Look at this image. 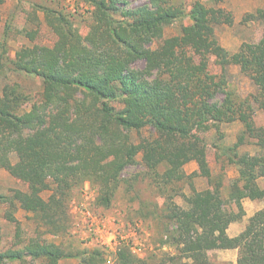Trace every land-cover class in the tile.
<instances>
[{"label":"trees","instance_id":"16d2710c","mask_svg":"<svg viewBox=\"0 0 264 264\" xmlns=\"http://www.w3.org/2000/svg\"><path fill=\"white\" fill-rule=\"evenodd\" d=\"M83 2L92 9L85 37L64 11L39 5L35 9L43 12L58 38L52 48L23 47L8 66L9 32L0 41V78L6 71L31 74L43 87L37 100L17 83L6 84L0 94V168L28 186L10 195L0 192L6 218L19 224L15 214L23 210L39 230L66 236L76 189L90 182L98 202L109 207L140 153L149 170L163 171L165 183L185 179L183 167L190 161L199 166L193 175L212 183L207 145L199 131L239 121L243 133L224 151L239 167L229 198H223L219 182L203 192L193 188L188 209L166 205L164 244L176 252L164 253L158 264H213L209 254L215 250H238V264H264V208L240 234H228L230 225L245 216L242 200L264 202L258 184L264 178V153L252 157L238 152L245 137L264 151V126L254 123L255 111L264 113V33L259 42L243 43L231 53L220 45L216 30L231 25L232 15L202 0H149L135 8L130 0ZM250 17L264 20V11ZM177 24L181 35L165 37V29ZM139 63L145 64L141 71L135 68ZM214 66L220 71L215 73ZM234 66L255 85V93L243 96L231 89L229 69ZM148 129L158 138L133 141L134 132ZM13 153L16 163L9 159ZM1 240L0 233V245ZM27 257L48 264L73 257L81 264L104 262L99 249L67 251L38 238L23 249L4 252L0 246V264ZM116 257L120 264L155 260L136 258L126 245Z\"/></svg>","mask_w":264,"mask_h":264},{"label":"rangeland","instance_id":"374dc122","mask_svg":"<svg viewBox=\"0 0 264 264\" xmlns=\"http://www.w3.org/2000/svg\"><path fill=\"white\" fill-rule=\"evenodd\" d=\"M208 7L224 9L232 15L233 23L223 24L216 30L217 38L222 47L231 53L239 50L243 43L259 42L264 33V20L259 17L252 19V14L264 11V0H202ZM149 0H130V6L135 8L147 4ZM53 8L64 11L72 20L82 36L89 32L91 23V7L83 0H3L0 5V41L5 38L4 32H9L7 60L15 58L16 53L23 47L35 45L53 47L57 36L48 26L43 12L37 11L36 6ZM187 24L188 21L186 20ZM30 33H34L30 37ZM181 35L179 24L167 27L165 37L170 38ZM33 38V39H32ZM158 46L156 45L155 49ZM213 63V62H212ZM145 64L135 66L143 70ZM215 73L219 72L217 66L213 67ZM0 78V94L8 83L19 84L24 92L34 97H40L43 90L39 77L31 74H15L6 71ZM152 76L151 79L156 78ZM231 89L247 96L256 92L255 85L244 76L238 67L229 69ZM28 109V108H27ZM30 110V109H28ZM254 123L257 127L264 126V113L256 110ZM244 126L241 122L211 124L207 129L200 130L199 134L205 139L207 145L208 161L213 174V182L201 176H194L199 171L196 161H190L183 167L186 177L180 182L165 183L162 170H149L143 162V153L137 157V164L130 166L124 173L125 180L116 190L109 207L102 206L98 200L96 186L90 182L76 189L70 204L71 227L66 236H53L37 228L31 214L19 210L15 216L19 221L11 222L6 218L7 206L0 203V233L2 236L1 249H23L34 238L61 245L67 251H88L99 249L104 252L102 264H120L116 253L124 245L128 246L134 256L139 259H148L152 256V264H158V258L164 253L175 254V248L165 241V226L162 216L166 205L173 203L184 209L189 208V197L193 188L198 192L211 190L216 183L221 182V192L224 199L229 198V189L233 182L239 178V167L230 160L229 153L224 151L235 146L242 135ZM148 138L157 139V134L151 130H144L141 134L133 133L135 143ZM239 154L248 153L250 156L260 157L264 151L255 144L253 139L245 137L238 148ZM12 163L18 161L17 154L9 155ZM264 189V178L258 180ZM27 191L28 186L15 179L5 168H0V192L10 195L12 190ZM49 193H44L48 198ZM245 216L230 225L228 234L237 236L243 231L252 215L260 206L264 208L261 200H242ZM230 208L237 212L234 203ZM262 208V209H263ZM213 264H238V250H215L209 254ZM11 264H48L44 259L32 260L27 257L23 261H14ZM58 264H81V259L64 258Z\"/></svg>","mask_w":264,"mask_h":264},{"label":"crops","instance_id":"0c3cea01","mask_svg":"<svg viewBox=\"0 0 264 264\" xmlns=\"http://www.w3.org/2000/svg\"><path fill=\"white\" fill-rule=\"evenodd\" d=\"M263 207L262 206H260L254 213H252V215H249V217L248 218H250V217H252L255 213H257L258 211H260L261 209H262ZM242 232V231H241ZM240 232V233H241ZM239 233V234H240ZM235 237V236H234Z\"/></svg>","mask_w":264,"mask_h":264}]
</instances>
